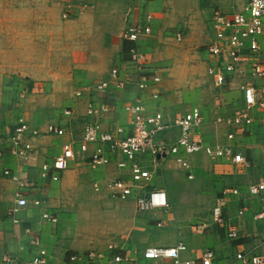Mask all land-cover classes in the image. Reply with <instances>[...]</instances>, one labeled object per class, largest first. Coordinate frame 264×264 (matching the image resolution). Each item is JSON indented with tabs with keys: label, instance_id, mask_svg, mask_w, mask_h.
Wrapping results in <instances>:
<instances>
[{
	"label": "rangeland",
	"instance_id": "obj_1",
	"mask_svg": "<svg viewBox=\"0 0 264 264\" xmlns=\"http://www.w3.org/2000/svg\"><path fill=\"white\" fill-rule=\"evenodd\" d=\"M69 2L71 0H0V117L5 113L21 114L32 132L55 124L63 109L72 105L76 90L94 87L100 80L94 79L96 70L103 75L119 65L118 60L125 55L121 34L123 14L129 7L126 1L94 0L86 10ZM218 3L219 0H150L149 8L145 9L153 18V28L150 38L143 40L154 41L153 55L159 62L158 67L154 66L155 57L151 54L148 69L157 68L162 72L160 98L172 96L167 113L169 121L198 108L206 123H212L217 115L214 110L223 105L221 96L233 90L215 87L204 75L209 57L207 49L213 39L209 20L212 10L219 9ZM63 14L67 18L63 19ZM156 21L159 22L157 27ZM104 34L108 38L101 40ZM176 34H180V41L175 38ZM121 43L123 53L115 62L111 54L103 55L107 50L113 54ZM106 58L110 64L105 63ZM196 73L200 79L194 75ZM29 80L37 88L27 93ZM237 87L236 84L234 90L238 91ZM22 92H26V96L21 98ZM81 130L82 124L77 119L67 138L46 136L51 151L38 156L41 162L50 161L63 147L58 141L68 139L70 142L67 143L71 152L70 166L59 182L47 187L42 202L46 211L59 214L55 228L58 236L72 240L78 251L102 252L108 244H124L117 246L128 248L132 258L138 259L146 247L164 246L163 241L170 243L196 236L212 238V234L201 232V226L213 224V210L223 204V216L236 221L239 209L238 204H234L238 198L223 193L237 189L241 200L247 195L249 183L264 177L263 110L254 115L248 136L257 151L250 171L201 157L194 164L193 179L188 180L168 161L157 170L156 176L160 187L167 186L169 175L175 180L168 208L164 212L139 214L134 209L133 199L116 200L106 190V185L115 179L112 173L106 170L97 174L82 163V156L74 151L78 148ZM99 179L102 182L96 183ZM96 185L101 188L98 192L94 190ZM246 200L248 206L256 204L248 196ZM256 208L243 216V226L238 225L244 243L253 242L254 235L258 234L261 223L253 217ZM124 220L136 225L129 228L123 224ZM159 222L161 226L157 225ZM124 236L127 239L122 242ZM233 245L231 242L221 244L226 253L220 254V259L228 262L233 258Z\"/></svg>",
	"mask_w": 264,
	"mask_h": 264
},
{
	"label": "built area",
	"instance_id": "obj_2",
	"mask_svg": "<svg viewBox=\"0 0 264 264\" xmlns=\"http://www.w3.org/2000/svg\"><path fill=\"white\" fill-rule=\"evenodd\" d=\"M124 1L129 7L121 34L125 45L122 61L133 68V75L121 77L120 67L115 66L94 91L83 89L74 93L78 100L88 98L84 113L78 119L82 124L78 151L86 157L91 169L96 170L114 163L117 170L127 176V179L118 177L106 185L112 198L120 201L133 199L135 210L139 214L164 212L169 205L166 192L162 188L147 190L143 187L145 161H149L157 170L171 161L188 180L193 179L190 159L201 154L209 160L225 163L235 169L247 170L251 167L238 142L251 133L253 112L264 110V0H235L240 2L239 7L228 13L220 8L214 9L209 21L213 39L207 49L209 57L204 75L217 88H225L238 80L242 96L240 107L230 116L215 119L216 124L226 129V145H205L201 142L195 133L203 125L201 111L197 108L169 121L160 109L151 111L148 107L141 94L150 91L149 98L157 101L160 98L158 88L163 80L159 69H148L149 60L139 47V41L152 34L153 18L145 12L149 0ZM65 18L67 15L63 14V19ZM175 38L180 41V34H176ZM130 83L135 84L140 95L134 102L123 106L128 127L106 125L108 116L113 113L108 100L113 98V92L123 90ZM72 115V110L64 111V116L70 118ZM65 133L58 125L49 124L44 135L63 137ZM36 136L37 132L30 130L26 120L18 118L8 136L0 138V158L7 153L26 163L33 158L35 148L32 139ZM70 154L65 150L52 160L44 162L40 167L41 179L56 181L58 173L69 168ZM2 175L18 188L14 193V206L8 211V216L13 218L20 210L28 207L29 192L34 186L9 170H3ZM94 188L96 192L101 189L98 185ZM239 192L232 189L223 195L239 198ZM247 195L259 201L260 208L254 219L264 224V177L247 186ZM31 206L40 207L41 202L35 200ZM222 207L223 204H220L213 210V223L224 241L239 240L241 230L238 224L223 216ZM245 213L246 210L240 208L237 211L238 218ZM41 217L50 224L56 225L59 222L56 213L45 211ZM157 225L161 226V222ZM202 231H207V224H202ZM31 244L38 246L39 242L35 239ZM116 250L113 244H109L102 252L76 254L70 258V262L135 264L130 256H123L116 253ZM186 250V244L182 241L173 247H148L143 251L142 259L169 264H217L215 253L211 250H206L199 260L183 259L182 254ZM236 250L228 264H264V251L260 246H237ZM3 263L16 264L10 256H4ZM29 264H47L46 251L40 249Z\"/></svg>",
	"mask_w": 264,
	"mask_h": 264
},
{
	"label": "crops",
	"instance_id": "obj_3",
	"mask_svg": "<svg viewBox=\"0 0 264 264\" xmlns=\"http://www.w3.org/2000/svg\"><path fill=\"white\" fill-rule=\"evenodd\" d=\"M93 1L94 0H76V1L71 0V2H69V3L71 4V3L75 2V3H77L78 9L80 7H83V9L86 10L87 7H89L93 3ZM149 2H150V0H149ZM149 2L147 3V6L145 9L149 8V6H148ZM239 6H240V2H237L235 0H219V3H218V7L227 13L231 12L232 9H235ZM126 11H128V9H126ZM126 11L123 14V27L125 26V15L127 13ZM84 14H86V12ZM80 18L81 17H79V19ZM156 23H157L156 24V27H157L159 22L156 21ZM152 28H153V26H152ZM150 36L147 38H142L139 41V47H140V50L147 56V58L151 54L153 57H155V59L153 61V65L158 67L157 64L159 62H158L156 56L153 55L154 54L153 52L155 51V49L152 48L154 45L153 44L154 41L147 42V40H143V39L150 38ZM107 38H108V36L106 34H104L101 37V40H106ZM123 47H124L123 44H122V46L120 45L119 48L113 54L110 53L106 47H104L107 51H105V53H103V55L106 56L108 54H111L113 61L115 62L117 60V58L123 53ZM113 55H116V56L113 57ZM207 60H208V58H207ZM119 61L121 63L119 65H117V67H120V69H121V77L128 78L131 75H133V68L131 66L124 64L122 61V58H120L118 60V62ZM105 63L110 64V61L106 58ZM149 63H150V61H149ZM95 66L97 67L98 65H95ZM109 66H111V65H109ZM109 66H106V68H108ZM102 68H103V66H102ZM110 70H108L107 72L105 71V73L103 75H101V73L99 74V72L96 70V78H94V79L96 81H97V79H100V80L94 84L95 86L93 85L94 87H91V88H85L84 87V88L86 90H89L90 92L94 91L95 87L106 78V76ZM168 73L169 72H167V76H168ZM198 73H200V70H198ZM198 73H196L194 75H197V79H200L199 78L200 76ZM191 74H192V72H191ZM189 79H191L190 76H189ZM27 83H28V86L26 87L27 93L29 91H34L37 88L36 84H34L31 80H29ZM236 84L239 86L238 80L237 81L234 80L233 82H231L229 85H227L225 87L226 89L223 88V90L224 89L227 90L230 88L233 90L229 93L224 92V94L221 96V98H223V100H222L223 105L221 106V108L214 110V114H217L215 116V119L217 117L230 116L235 110H237L240 107L242 96H241V92L239 91V87H237L238 91L234 90V88L236 87ZM160 89L161 88H158V90H160ZM78 90H76V91H78ZM81 90H83V89L81 88ZM26 92H22V94L19 96L21 98L25 97ZM113 93H114L113 98L111 100H108V103L112 107L113 113L108 116V118L106 120L107 121L106 125L115 124V125H121V126L127 128L128 127L127 116L125 115V113L123 111V106L125 104L134 102V100L140 95V92L137 90L134 83H130V84L126 85V87L123 90L116 91ZM149 94H150V91L142 93L141 96L144 98L146 104L151 109V111H154L156 109H160L161 112L167 117V115H168L167 113L171 109L170 104L172 103V98H171L172 96L171 97H164L163 96V97L159 98L157 101H153L151 98H149ZM72 97H73L72 98V100H73L72 105L65 107L63 109V111L61 112L60 119L55 121V124H57L60 128L64 129L66 132L63 137H56L58 139L67 138L69 129L71 130L73 123L76 122L77 119L80 118V115L82 116L84 113L85 102L88 98L84 97V98L78 100L74 97V93H73ZM173 98L175 99V97H173ZM68 109L72 110V112H73V115L70 118L64 116V111L68 110ZM261 111L262 110H255L252 114L253 119H254V115L257 112H261ZM79 112H81V113H79ZM18 118L25 119V117L21 114L20 115L19 114L10 115V114L5 113V114H3V116L0 117V138L8 136V134L12 131L13 126H14V124ZM55 119H57V118H55ZM215 119H213L212 123L208 124V123H206L207 121L204 120V118H203V125L198 130H196L195 133L198 136V138H200L201 142L205 145H212V144L226 145V144H228V142L226 140V129L224 127L216 124ZM48 125H46L43 130H35V132H37V136L32 139L33 144H34V148H35L34 155H33L32 159H30L29 161L24 163V162H21L15 158L11 157L7 153L4 154V156L0 158V264H4L3 263V257L4 256L12 257L15 260L16 264H29L31 259L37 254V252L40 249L45 250L47 253V264H79V263L70 262V258L76 254H83L84 252H86V251H84V252L78 251L77 247L75 246V244L72 240L67 241V240L61 238L60 236H58L59 235V234H57L58 230L55 229L58 226V224L55 225V224L47 223V222L43 221L42 217H41L42 214L46 211L43 208L44 205H43L42 201H43L44 196L47 195V194L45 195V193L48 192L47 187L52 186V185L56 184L57 182H59L61 180L60 179L61 176L65 172L64 171V172L58 173L56 181H51L50 179L49 180H43L40 177V167L44 162H41L42 160H40V159L38 160V156H43L44 153H48L51 151V149L49 147L50 143L45 140L46 135H44ZM249 135L250 134H248L246 137L241 139L240 142H238V144H239L241 150L244 152V155H245L247 161L250 163L251 166H253L254 165V158L256 159V152L257 151L253 148L254 145H253L252 140L249 139V137H248ZM67 143H68V139H67V141H64V140L58 141V144L60 146H63V147L59 148V152L54 155L55 157H56V155L61 154L65 150H67L68 153L70 152L69 148H68L69 145H67ZM64 146H66L65 150H64ZM74 151H76L80 156H82V163L89 167L87 160L85 159L86 157L79 153L78 148L75 149ZM55 157H53V158H55ZM201 157H205V156L201 154V155L191 157L190 161L192 163L193 172H194V164H195L196 160H198V158H201ZM220 164H225V163L220 162ZM35 166H36V168H35ZM69 166H70V164H69ZM144 166H145V168H144L145 178H144L143 183H142L143 187L147 190L162 188L166 192L167 198H169L170 202H171V200H172L171 196H172L173 192L175 191L174 186L176 185V184H174L175 180L172 177V175H169L167 177V186L166 187L165 186L160 187L158 182L156 181V176L158 175L157 169H154L149 164V161H145ZM251 169L252 168L250 167L248 169V171H250ZM3 170H9L11 173L16 174L23 179H27L34 186L29 192V196H28L29 205H28V207L27 208L25 207L22 210H20L13 218L8 216V211L10 208H12L14 206V203H15L14 193L16 192V190L18 188L14 183H12L9 179L5 178L2 175ZM106 170H107V172L112 173V175H114L115 179L118 177L127 179V176H125L123 172L117 170L114 163H112L108 166L96 169V171L98 172L97 174H99L100 172L102 173L103 171L105 172ZM193 177H194V173H193ZM260 178H263V177H260ZM100 179L95 180V182L96 183L102 182V180H100ZM254 182H256V181H254ZM254 182H250L249 185L254 183ZM246 194H247V189H246ZM244 196H245V198H243V199L241 198V200H240V198L234 200V204L237 203L239 209L244 208L246 210V213L248 211H250L251 209H254L255 206L257 207L256 209L258 211L260 208L259 201L257 199L251 198L252 200H254V203H256L254 205V207H251V206H248L249 204L246 205L247 204L246 201H248V200H246L248 195H244ZM248 198H250V197L248 196ZM35 200H39L41 202L40 207L31 206V203ZM128 200H130V199H128ZM132 203H133V206L135 209L134 201H132ZM132 203L130 205H132ZM48 212H51V211H48ZM51 213H56V212H51ZM246 213L244 215H246ZM255 213H254V215H255ZM56 214L59 217V214L58 213H56ZM254 215H253V217H254ZM242 218L243 217L238 218V216H237L236 221L235 220L231 221L230 219L229 220L231 222H234L238 225L241 224L243 226L244 223L242 221ZM15 221H17V222L15 223ZM123 224L125 226H129V228L132 225H134V226L136 225L135 222H132V221L127 222L126 220L123 221ZM258 227H259L258 228V234L254 235L255 239H253V242H251V243L242 242L241 239H244V238H242L243 232L241 231L242 233H241L240 239L236 240L234 242H231L234 244L233 246H231L232 249L234 250V253L237 251L236 250L237 246L240 248L243 246L248 247V246L258 245L261 247V250L264 251V224L261 223L260 225H258ZM205 232L212 234L213 235L212 238L205 237V236H196L194 238L193 237L192 238L187 237L184 240H178V241H174V242H170V243L163 241V242H161V244L164 246H159V247H173L177 244V242L182 241L186 244V247H187L186 252H184L182 254L183 259L199 260L206 250H211L215 253L217 264H228V262L226 260L220 259V254L226 253V251H223L221 244H226V243L229 244V242H226L223 240L222 235H221L220 231L218 230V227L214 223L211 225L207 224V231H205ZM35 239H37L39 242L38 246H34L31 244V242ZM126 239H127L126 236L121 237L122 242H124ZM238 241H241V243L237 245V243H235V242H238ZM117 245L123 246L124 244H117ZM117 245L115 246V244H114V246L117 248L116 253H119L123 256L124 255L130 256L132 258V255L129 254L130 252H128V248L119 247ZM146 248H148V247H146ZM134 259L133 260L135 261V264H169L168 262H163V263L162 262H147V261H144L142 259V257L140 258V256H138V259H136V258H134ZM104 264H113V263L105 262Z\"/></svg>",
	"mask_w": 264,
	"mask_h": 264
},
{
	"label": "trees",
	"instance_id": "obj_4",
	"mask_svg": "<svg viewBox=\"0 0 264 264\" xmlns=\"http://www.w3.org/2000/svg\"><path fill=\"white\" fill-rule=\"evenodd\" d=\"M124 46H125V45H124ZM235 243H237V245H238V244H240V243H241V241H238V242H235ZM235 245H236V244H235Z\"/></svg>",
	"mask_w": 264,
	"mask_h": 264
},
{
	"label": "water",
	"instance_id": "obj_5",
	"mask_svg": "<svg viewBox=\"0 0 264 264\" xmlns=\"http://www.w3.org/2000/svg\"><path fill=\"white\" fill-rule=\"evenodd\" d=\"M157 158H159V157H157Z\"/></svg>",
	"mask_w": 264,
	"mask_h": 264
}]
</instances>
